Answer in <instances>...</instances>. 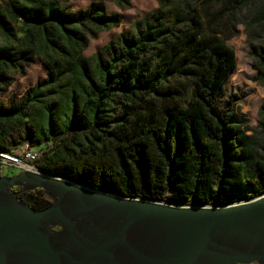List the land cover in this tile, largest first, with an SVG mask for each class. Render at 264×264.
Wrapping results in <instances>:
<instances>
[{"label": "trees", "instance_id": "16d2710c", "mask_svg": "<svg viewBox=\"0 0 264 264\" xmlns=\"http://www.w3.org/2000/svg\"><path fill=\"white\" fill-rule=\"evenodd\" d=\"M70 1L0 4V96L37 58L48 68L21 97L0 99V152L52 141L36 161L43 173L177 206L264 195V157L250 164V137L236 114L242 97L227 89L236 53L215 28L251 0H157L153 13L90 57L91 41L121 16L104 0L78 11ZM112 1L121 10L133 3ZM252 55L264 84V50ZM259 117L264 133V104ZM12 192L39 210L54 201L43 189Z\"/></svg>", "mask_w": 264, "mask_h": 264}, {"label": "water", "instance_id": "95a60500", "mask_svg": "<svg viewBox=\"0 0 264 264\" xmlns=\"http://www.w3.org/2000/svg\"><path fill=\"white\" fill-rule=\"evenodd\" d=\"M15 187L54 201L31 208ZM234 205L177 206L47 174L0 176V264H222L241 231L264 229V197ZM151 233L160 240L146 243Z\"/></svg>", "mask_w": 264, "mask_h": 264}, {"label": "rangeland", "instance_id": "374dc122", "mask_svg": "<svg viewBox=\"0 0 264 264\" xmlns=\"http://www.w3.org/2000/svg\"><path fill=\"white\" fill-rule=\"evenodd\" d=\"M2 1L0 0V4ZM91 3L92 0H72L68 4L73 11H78L88 8ZM104 3L107 11L110 14H119L122 21L119 27L103 32L97 40L91 41L85 51L87 57L126 32L135 22L149 16L159 5L157 0H133L130 9L121 10L112 0H104ZM235 24L236 28L233 26ZM215 28L222 31L223 38L231 37L228 44L236 53L237 70L229 80L227 89L229 95L238 94L242 97L236 107V114L242 120V127L250 137L248 149L252 165L258 157H264V133L260 128L259 117L260 109L264 104V84L258 80L252 55V52L256 50H264V0H251L237 12L234 22L224 17L216 21ZM10 53L9 50L4 53V56ZM47 75V66L40 58H37L36 63L28 68L26 76L17 75L15 83L6 94L0 96V99L7 101L11 94H18L21 97L30 87L44 80ZM159 240L158 233H151L146 237L148 244ZM228 250L222 264H264V229L250 227L244 229L232 241Z\"/></svg>", "mask_w": 264, "mask_h": 264}, {"label": "built area", "instance_id": "2783aa9c", "mask_svg": "<svg viewBox=\"0 0 264 264\" xmlns=\"http://www.w3.org/2000/svg\"><path fill=\"white\" fill-rule=\"evenodd\" d=\"M53 146L54 143L52 141L44 142L38 145H34L31 142H25L11 153L0 152V176L12 177L25 172L45 175V173L37 168L36 161L42 155L51 151ZM15 172H17V174ZM262 197H264V195L260 196V198ZM258 199L259 198H255L246 201L245 203L256 201ZM229 206L230 205L219 207L227 208ZM188 207L214 208L215 206L189 205Z\"/></svg>", "mask_w": 264, "mask_h": 264}, {"label": "bare ground", "instance_id": "6f19581e", "mask_svg": "<svg viewBox=\"0 0 264 264\" xmlns=\"http://www.w3.org/2000/svg\"><path fill=\"white\" fill-rule=\"evenodd\" d=\"M223 262V261H222Z\"/></svg>", "mask_w": 264, "mask_h": 264}]
</instances>
